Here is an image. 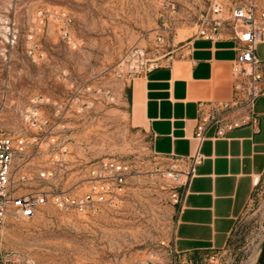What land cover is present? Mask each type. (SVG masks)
<instances>
[{
    "label": "rangeland",
    "instance_id": "374dc122",
    "mask_svg": "<svg viewBox=\"0 0 264 264\" xmlns=\"http://www.w3.org/2000/svg\"><path fill=\"white\" fill-rule=\"evenodd\" d=\"M208 2L0 0V134L28 142L21 193L78 196L102 161L126 167L113 205L65 211L49 195L30 218L8 213L4 248L37 264H209L172 250L182 185L166 176L173 161L152 151L132 117L130 79L116 73L132 46L156 64L178 56ZM263 246L264 174L218 253L257 264Z\"/></svg>",
    "mask_w": 264,
    "mask_h": 264
},
{
    "label": "crops",
    "instance_id": "0c3cea01",
    "mask_svg": "<svg viewBox=\"0 0 264 264\" xmlns=\"http://www.w3.org/2000/svg\"><path fill=\"white\" fill-rule=\"evenodd\" d=\"M237 54L228 30L213 40L193 35L178 56L130 79L132 117L145 130L152 151L184 169L200 156L182 188L172 233V250L183 259L206 257L227 245L255 189L252 176L264 174V83L253 105L254 123L223 135L211 123L202 139L196 137L200 119L237 94ZM256 55L264 68V43L257 45Z\"/></svg>",
    "mask_w": 264,
    "mask_h": 264
},
{
    "label": "built area",
    "instance_id": "2783aa9c",
    "mask_svg": "<svg viewBox=\"0 0 264 264\" xmlns=\"http://www.w3.org/2000/svg\"><path fill=\"white\" fill-rule=\"evenodd\" d=\"M67 22L70 18L65 17ZM194 36L205 39L219 38L225 30L230 32L236 41L238 51L233 64L238 76L234 89L235 96L217 104L205 114L196 126V137L202 139V132L207 124H217V134L223 135L228 129L247 122H255L253 105L262 93L264 68L256 55L259 43H264V2L261 0H209L206 10L198 17ZM156 63L146 51L139 46L130 47L116 65L118 76L129 79L154 68ZM40 126L46 122L36 120ZM28 142L24 138L13 139L0 134V264H37L30 257H23L13 249L2 246L5 219L13 212L18 217L30 218L37 209L44 205L49 195L54 204L62 210L74 209L79 212L96 210L100 205H113L117 194L122 190L126 167L113 160H104L91 170L92 186L89 192L72 196L66 192L47 194L40 191L36 194L21 193L27 181L24 173L18 170L17 157L22 154ZM196 155L186 169L173 162L166 171V176L175 184L186 185L194 173V165L199 162ZM52 172H42L41 176L49 178ZM261 176H252L254 188L260 186ZM182 191L176 202H180ZM219 250L209 253L204 261L209 264H225Z\"/></svg>",
    "mask_w": 264,
    "mask_h": 264
},
{
    "label": "water",
    "instance_id": "95a60500",
    "mask_svg": "<svg viewBox=\"0 0 264 264\" xmlns=\"http://www.w3.org/2000/svg\"><path fill=\"white\" fill-rule=\"evenodd\" d=\"M264 263V246L261 248L260 257L257 264H263Z\"/></svg>",
    "mask_w": 264,
    "mask_h": 264
},
{
    "label": "trees",
    "instance_id": "16d2710c",
    "mask_svg": "<svg viewBox=\"0 0 264 264\" xmlns=\"http://www.w3.org/2000/svg\"><path fill=\"white\" fill-rule=\"evenodd\" d=\"M198 257L196 255H193L192 260H196Z\"/></svg>",
    "mask_w": 264,
    "mask_h": 264
}]
</instances>
